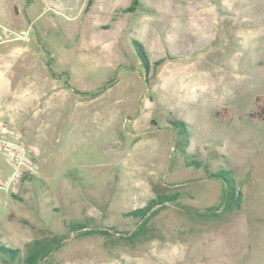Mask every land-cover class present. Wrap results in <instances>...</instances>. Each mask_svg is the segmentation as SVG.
I'll return each instance as SVG.
<instances>
[{
    "label": "rangeland",
    "instance_id": "obj_1",
    "mask_svg": "<svg viewBox=\"0 0 264 264\" xmlns=\"http://www.w3.org/2000/svg\"><path fill=\"white\" fill-rule=\"evenodd\" d=\"M136 1L0 0V24L27 33L0 46V120L34 165L0 191V246L22 259L56 238L37 264H264V121L248 119L264 95V0ZM171 120L187 124L184 150ZM220 169L242 206L205 222ZM9 173L0 155V181ZM171 193L146 221L128 216Z\"/></svg>",
    "mask_w": 264,
    "mask_h": 264
},
{
    "label": "trees",
    "instance_id": "obj_2",
    "mask_svg": "<svg viewBox=\"0 0 264 264\" xmlns=\"http://www.w3.org/2000/svg\"><path fill=\"white\" fill-rule=\"evenodd\" d=\"M94 0H87L85 9L89 8ZM137 1L133 0L132 6L127 9V12L134 11V7L137 6ZM133 49L136 56L139 59V62L145 71L149 70L150 62L148 55L146 54L143 45L136 41H132ZM106 86L101 87L96 92L92 93L93 96L99 95ZM226 108H221L219 112L216 113V119L220 122L226 120L228 118ZM248 119L251 122L256 121H264V95H259L255 98L253 102V108L251 112L248 114ZM169 124L173 127L176 131L177 136L179 137L181 148L184 150L186 146V142L188 140V130L187 124L181 120H171ZM193 166L198 169L200 168V163L197 161H193ZM191 165V163H190ZM212 178H217L221 180L224 186V193L222 197V202L220 208L214 207L213 209H209V211L205 214L199 213L198 216L204 219L205 222L210 221H217L222 222L224 221L229 215L233 212L238 211L241 209L242 206V192L237 188L236 182L233 178V173L231 169H220L215 173L210 175ZM179 194H164L160 195L156 200H152L149 204L140 209H136L128 213V216H131L135 219H140L143 222L147 219V214L149 210L153 206H161L164 207L165 203H174L178 200ZM145 226H141L133 231L127 237H120L121 239H128L130 241L136 240L138 237H143L144 233L146 232ZM73 231H78L85 228L84 225L80 223H73L71 226ZM91 234H102L108 235V231L106 230H97L92 229L88 231ZM57 243L56 238L52 239H43V240H35L29 244H27V254L24 258L21 259L18 250L10 249L5 246H0V256L5 258V260H10L13 262H20L21 264H37L39 260L44 258L50 251L53 250L54 245ZM4 262L6 263L7 261Z\"/></svg>",
    "mask_w": 264,
    "mask_h": 264
},
{
    "label": "built area",
    "instance_id": "obj_3",
    "mask_svg": "<svg viewBox=\"0 0 264 264\" xmlns=\"http://www.w3.org/2000/svg\"><path fill=\"white\" fill-rule=\"evenodd\" d=\"M26 39L25 31H15L0 24V46ZM30 153V148L23 142L19 132L9 122L0 120V155L10 166L9 175L0 181L1 192H15L23 173L34 169L29 160Z\"/></svg>",
    "mask_w": 264,
    "mask_h": 264
}]
</instances>
